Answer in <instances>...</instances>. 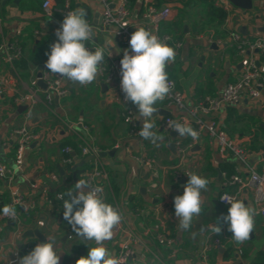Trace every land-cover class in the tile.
<instances>
[{
	"label": "crops",
	"instance_id": "1",
	"mask_svg": "<svg viewBox=\"0 0 264 264\" xmlns=\"http://www.w3.org/2000/svg\"><path fill=\"white\" fill-rule=\"evenodd\" d=\"M152 1L157 6L173 8L171 17L160 25L159 31L152 32L158 37L170 35L172 41L182 42L175 61L166 71L184 94L188 105L219 94L227 82L239 76L244 57L237 50L228 52L226 42L231 32L238 31L250 37L264 35V0H253V8L248 11L233 5L223 23L212 22L208 24L209 28L202 24L208 19L209 11L200 0H180L178 3ZM42 2L0 0V72L11 80V91L0 96V161L10 166L15 159V144L9 139L13 131L27 125L39 133L38 140L26 149L24 167L14 180L0 176V209L10 205L17 196H22L26 202L25 206H14L19 222L0 212V264L6 261L17 264L19 257L28 254L36 244L47 242V237L55 238L62 250L60 264H75L78 258L87 255L88 246H95L92 241L85 244L76 235L63 218V200L56 199L57 194L74 187L79 179H85L86 172L93 167L92 161L82 165L79 168L82 170L76 175L73 171V179H70L69 166L63 163L62 149L68 145L79 149L82 139L87 138L104 152L117 148L114 156L100 157L106 171L100 178L105 187V201L113 206L119 205L125 216L113 238L105 242L113 256L118 257L121 244L127 242L133 249V255L126 264H138L141 259L147 264H254L264 257V215L260 212L255 191L244 188L238 198L258 213L250 239L239 246L231 239L233 234L223 222L230 206L219 200L222 192H235L237 189L236 185H227L226 179L233 174L247 178L250 166L261 169L264 163V93L258 100L225 106L218 114L229 137L247 149L246 162L232 155L224 158L218 141L204 131L198 144L188 152L179 177L176 170L169 167L177 163L175 147L170 143L177 136L184 139L188 136L168 131L163 125L174 109L166 107L164 101L155 105L158 111L152 117L154 131L163 140L153 143L139 134H132L131 125L123 117L126 104L114 96L117 77L108 84L106 92H103L99 78L87 86L67 80V95L54 98L52 104L38 103L28 117L26 105H20L16 98L30 87H43L36 77L41 64L47 61L46 53L56 42L55 32L60 27L57 20L46 17ZM190 2L193 6L187 10ZM145 3L138 0L131 8L130 22L134 30L147 26L141 21ZM70 7L74 10L88 7L90 10L86 19L98 33L94 42L87 45L90 50L106 45V40L112 36L100 29L104 11L102 0H70ZM244 27L246 33L242 30ZM112 39L116 48L110 49L112 54L109 57L106 49L103 62L109 64L110 59L118 61L121 74L120 61L124 50L129 49V53L131 50ZM213 44L216 48H212ZM12 45L21 48L19 59H7L5 48ZM255 55L261 59L259 53ZM261 65L264 69V61ZM131 106L136 115L137 129L141 131L137 107L132 103ZM211 116L202 115L205 119ZM232 127H236L235 130ZM150 157L155 158L159 166L156 176L141 161ZM88 165H91L89 169ZM189 173L207 178L209 184L207 191L202 192L201 213L193 218L188 229H183L175 216L174 197L183 194ZM32 183H36L37 188H33ZM132 198L141 207L130 209L128 200ZM160 219L165 225L157 229ZM126 223L135 231L137 240L129 238ZM216 223L222 225L219 236L209 229V225ZM37 229L44 239L26 235L28 231ZM160 233L174 239L173 247L159 243ZM206 246L208 248L204 250ZM16 251H19L18 256Z\"/></svg>",
	"mask_w": 264,
	"mask_h": 264
},
{
	"label": "clouds",
	"instance_id": "2",
	"mask_svg": "<svg viewBox=\"0 0 264 264\" xmlns=\"http://www.w3.org/2000/svg\"><path fill=\"white\" fill-rule=\"evenodd\" d=\"M87 11L76 8L68 11L60 27L56 29V42L46 53V69L74 84L87 86L96 81L105 59L106 49L108 57L110 49L116 48L114 40H106V45L90 50L89 42H94L98 33L86 19ZM129 49H125L121 64V91L125 101H130L137 107L142 126L139 135L156 143L163 137L154 131L152 122L158 101H163L171 91V84L166 69L175 61L176 53L166 41L162 40L151 30L138 27L131 34ZM93 49V48H92ZM169 127L180 136H190L199 139V133L191 126L173 122ZM189 177L182 195L174 197L175 216L179 226L188 229L193 218L202 211V192L207 191L209 180L195 173ZM67 196L68 199H64ZM63 200V218L71 225L73 231L85 244L94 242L95 246H88L86 256H81L75 264H125L122 257L113 256L105 246L111 240L116 229L121 225L124 216L112 204L107 203L103 196L102 187H92L86 179H79L74 187L56 196ZM223 201L230 204L228 214L223 217L227 224L232 240L239 246L250 239L255 229L257 210L245 204L244 201L225 196ZM0 212L6 217L15 218L17 215L14 205H4ZM210 231L220 235L222 225H209ZM60 246L55 238L47 237V242L38 243L28 254L19 257L17 264H60ZM138 264H147L141 259Z\"/></svg>",
	"mask_w": 264,
	"mask_h": 264
},
{
	"label": "built area",
	"instance_id": "3",
	"mask_svg": "<svg viewBox=\"0 0 264 264\" xmlns=\"http://www.w3.org/2000/svg\"><path fill=\"white\" fill-rule=\"evenodd\" d=\"M144 1L146 3L141 21L147 25L146 29L157 33L160 25L171 17L173 8L168 5L157 6L152 0H143V2ZM102 2L104 11L102 27H100V29L110 33V35L120 43L129 46L131 34L135 31L133 29V24L130 22V17L132 15L129 0H102ZM215 5L227 11L228 15L233 8V4L229 0H217ZM42 8L49 20H57L60 24L65 14L70 10H74L70 7V0H65L63 6H59L57 0H43ZM160 38L166 41L170 47H173L175 53L182 47V42L172 41L170 35H162ZM226 44L227 46H235L238 53L244 57V60L239 76L235 80L227 82L219 94L206 96L203 100L188 105L185 102L184 94L177 88L176 82L168 76L171 84V91L163 101L166 107L174 109V113L171 110V115L165 118L163 123L164 127L168 131H171L172 129L169 125L173 122H179L186 126L192 125V128L199 133L198 140H193L190 136L185 139L177 136V138L173 139L177 163L173 165V167H169L176 170L177 177L180 176L181 169L184 168V161L188 152L198 144L204 131H206L211 138H215L218 141L220 152L224 158L232 155L243 162L247 160V149L242 144L235 142L229 137L227 131L221 126L218 114L225 106L238 105L244 100H258L262 97L264 93V69L262 68L261 61H264V35L250 37L244 36L238 31H233ZM5 51L8 60L19 59L22 52L21 48L17 45L6 47ZM256 53H259L261 59L256 57ZM110 61L109 64L102 62L98 78L100 81L109 84L117 77V87L114 96H116L121 103L126 104L123 117L125 122L131 125L132 134H139L140 131L137 129L136 115L131 106V102L125 101L124 94L121 91V74L119 73L118 61L112 59H110ZM39 74L36 80L42 81L46 85V88L39 86L30 87L16 98L20 105H26L28 117L31 116L38 103L45 101L47 104H52L54 98L65 96L69 93V89L65 84L67 79L50 73L46 69L45 63L41 64ZM10 82L11 80L8 76L0 72V96L11 91ZM202 115L212 116L205 119ZM38 138L39 133L30 130L27 125L16 129L10 134L9 139L15 144L14 161L16 168L20 171L24 167L26 149L32 142L38 140ZM82 140L83 142L80 144L79 149H75L73 146L69 145L62 149L63 163L66 166H73L77 158L81 159L87 156H93L91 161L94 165L86 172L85 179L92 187H102L103 196L105 198V187L100 182V178L106 174L105 168L100 163V152H102V150L93 142L87 139ZM141 161L143 165L150 170L153 176L157 175L159 166L155 158H142ZM249 170L250 174L247 178L242 177L240 174H233L230 178L226 179L225 183L227 185H236L237 189L235 192H222L219 200L222 204L230 206V204L222 200L225 196L238 199L244 188H251L255 191L256 201L260 206V212L264 215V163L261 169L250 166ZM0 176L6 180L12 181L15 177V171L0 161ZM31 186L37 188L38 185L32 183ZM25 203V199L22 196H17L13 198L10 205L25 206ZM114 207H117L124 216V209L121 210L119 205ZM11 219L15 222H19V214L17 213L16 217ZM124 220L125 216L123 221ZM164 225V220L160 219L156 228L158 229ZM126 226H128L129 238L137 240L135 231L131 229L128 223H126ZM158 241L165 246L173 247L174 245V239L164 233L159 234ZM207 248L208 246H206L204 250ZM15 255L18 256L19 251H16ZM132 255L133 249L129 243H122L118 257H122L126 264ZM1 264H12V262L6 261Z\"/></svg>",
	"mask_w": 264,
	"mask_h": 264
},
{
	"label": "trees",
	"instance_id": "4",
	"mask_svg": "<svg viewBox=\"0 0 264 264\" xmlns=\"http://www.w3.org/2000/svg\"><path fill=\"white\" fill-rule=\"evenodd\" d=\"M58 1V5L59 6H63L65 0H57ZM158 3H161V1L166 2V3H178L180 2V0H157ZM201 4L203 7H207L208 8V19H207V24H210L212 22H217V23H223L224 20L227 17V11H225L224 9L218 7L215 5L214 0H200ZM130 3V7H134L137 3L138 0H129ZM84 9L87 11V17L90 16V10L88 7H84ZM178 25V24H176ZM233 49H235V51L237 50L235 46H231ZM75 149H77V147H75ZM70 169V175L69 178L73 179V171L72 170V166H69ZM82 169H76V173H79ZM75 172V171H74ZM135 207V206H134ZM133 208V206H130V209ZM261 255V254H260ZM261 257V256H260ZM254 264H264V257L262 256V258L259 259V261H256Z\"/></svg>",
	"mask_w": 264,
	"mask_h": 264
},
{
	"label": "water",
	"instance_id": "5",
	"mask_svg": "<svg viewBox=\"0 0 264 264\" xmlns=\"http://www.w3.org/2000/svg\"><path fill=\"white\" fill-rule=\"evenodd\" d=\"M229 1H230L234 6L239 7V8H241V9L245 10V11H248V10H250V9L253 8V0H229ZM245 28H246V27H244L242 30L246 33V29H245ZM212 48H216V45L213 44V45H212ZM240 66H242V64H240ZM39 76H40V74H39ZM98 80H100V79H98ZM39 83H40L44 88H46V85H45L42 81H39ZM101 86H102L103 92H106L107 89H108V84H106V83H104V82L101 81ZM25 108H26V106H25ZM170 145H171V147H175L174 142H171ZM116 151H117V148H114L113 150H111V151H109V152H104V151H102V152H100V156H105V155H107V154H109V155H111V156H114L115 153H116ZM92 159H93V156H87V157H85V158H83V159L77 158V159H76V163H75V165H73V170L75 171V172H74V175H76V169H78V168H80L82 165H84V164L90 162ZM143 191H144V189H143ZM26 235H31V236H33V235H37L40 239H44L43 236H42L41 233H40V230H38V229H37V230H34V231H28V232L26 233Z\"/></svg>",
	"mask_w": 264,
	"mask_h": 264
},
{
	"label": "rangeland",
	"instance_id": "6",
	"mask_svg": "<svg viewBox=\"0 0 264 264\" xmlns=\"http://www.w3.org/2000/svg\"><path fill=\"white\" fill-rule=\"evenodd\" d=\"M187 5H189V6H188V9H187V10H189V8L191 7V5L193 6V3L190 2V3H187ZM187 5L183 3V6H184L185 8H187ZM204 19H206V18H204ZM202 24H203L206 28H209V27H208V24H207V20H204ZM208 30H209V29H208ZM207 36H209V34H208ZM228 49H229L228 52L235 53V49H233L231 46H228ZM24 79H26V77H24ZM250 119H253V118H250ZM258 125H259V123H257V126H258ZM232 128H233V130H235L236 127H232ZM228 129L230 130L231 128L228 127ZM87 140L90 141V142H93L92 139H90V138H87ZM90 166H91V165H88V166H87V169H89ZM9 167H11L12 169H14V171H15V175L18 174L19 171H20L19 169L16 168L15 161H13V163H11V165H10ZM128 201H129L130 206H138V207L140 206V205L137 203L136 199L134 200V199L132 198L131 200H128ZM52 203L56 205V201H55V200H52ZM135 204H138V205H135ZM140 207H141V206H140Z\"/></svg>",
	"mask_w": 264,
	"mask_h": 264
}]
</instances>
